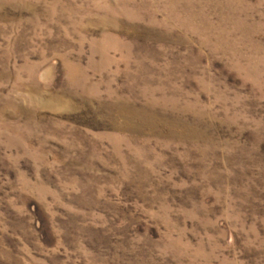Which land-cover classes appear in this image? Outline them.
I'll list each match as a JSON object with an SVG mask.
<instances>
[{
  "label": "rangeland",
  "instance_id": "1",
  "mask_svg": "<svg viewBox=\"0 0 264 264\" xmlns=\"http://www.w3.org/2000/svg\"><path fill=\"white\" fill-rule=\"evenodd\" d=\"M0 264H264V0H0Z\"/></svg>",
  "mask_w": 264,
  "mask_h": 264
}]
</instances>
